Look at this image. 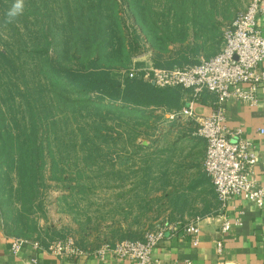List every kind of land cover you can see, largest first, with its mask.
<instances>
[{
  "label": "rangeland",
  "instance_id": "obj_1",
  "mask_svg": "<svg viewBox=\"0 0 264 264\" xmlns=\"http://www.w3.org/2000/svg\"><path fill=\"white\" fill-rule=\"evenodd\" d=\"M84 1L24 0L22 14L6 23L15 0H0V94L15 105L33 102L36 122L43 126L37 136L44 147L37 186L27 200L23 201V192L20 196L11 192L17 182L14 172L0 174V208L7 233L37 243L67 238L94 251L124 240L142 241L156 231H180L197 218L215 216L220 204L203 166L200 161L195 168L184 164L198 159L200 147L190 148L193 137L183 134L184 124L175 119L168 123L164 117L144 122L131 106L100 102L93 95L100 104H87L84 95L73 90L63 102L43 88L39 65L43 56L33 60L27 53L41 54L45 47L54 57L64 49V24L78 18L81 7L86 12L89 6ZM117 1L121 39L109 34L110 49L122 43L132 54L131 44L136 43L142 52L129 68L134 61L153 63L148 32L136 21L131 3ZM248 1L140 0V5L149 7L151 13L145 9L142 13L156 20L160 33L169 37L181 31L171 27L180 11L187 13L188 40L159 50L162 59L203 61L220 49L223 29ZM31 4L35 16L30 14ZM12 85L13 94L7 90ZM23 115L22 111L15 115L18 125L24 122Z\"/></svg>",
  "mask_w": 264,
  "mask_h": 264
},
{
  "label": "trees",
  "instance_id": "obj_2",
  "mask_svg": "<svg viewBox=\"0 0 264 264\" xmlns=\"http://www.w3.org/2000/svg\"><path fill=\"white\" fill-rule=\"evenodd\" d=\"M128 1L134 9L136 21L149 34L147 36L153 47L154 57L151 60L154 67L171 68L200 62L185 59L172 61L160 57L162 52L159 53V50L166 51L168 45L174 43L183 45L188 40L185 29L187 20L184 18L187 13L183 9L180 11L181 16L171 26L173 30L181 29V31H175L176 36L169 37L167 33H160L156 20H153L149 14L142 13L143 9L150 12L149 7L140 5V0ZM84 4L89 6L86 12L81 7L77 12L79 17L68 18L64 24L67 32L64 49L57 50L54 57L48 56L45 47L41 54L27 53L33 60H38L40 55L43 56V60L39 63L43 68L42 73L45 81L43 88L49 89L55 97L59 96L63 102H68L69 94L72 95L71 93L74 91L83 94V100L87 104L98 103V101L92 100L91 95H93L94 99H98L100 102L106 101L131 106L138 112L139 119L144 122L151 118L162 119L163 111L178 113L183 106L182 103L180 104V99L185 93H188L193 100L190 90L180 87L159 89L137 77L127 78L121 75L119 71L129 68L130 61L141 54L142 47L136 46V43L131 44L132 54L126 52L122 43H118L117 49H110L109 34L110 37L118 35L116 38L121 39L122 26L117 0H85ZM181 4L179 3L180 6L183 5ZM31 5L30 14L35 16L36 8L33 4ZM59 41L61 42L62 39ZM190 50L195 53L197 48ZM1 55L4 56V53ZM7 90L13 94L14 85ZM71 90L73 91L70 92ZM207 95L211 98L212 106H214L215 99L212 95L203 93L199 100ZM96 108H99V105ZM19 111L24 114L22 117L24 122L21 125L17 124L15 117ZM158 111L163 113L160 114ZM36 121L38 119H35L32 101L24 100L23 103L15 105L12 98L5 93L0 94V174L3 171L14 172L17 182L15 189L12 188L11 192H18L19 196L23 192L24 198L34 191V186H37L35 182L43 164L42 151L44 147L37 136L39 130L43 132V126ZM193 133L191 135L193 138L202 140L193 136ZM25 200L27 198L23 199V201ZM0 213L4 225L7 227L6 218L1 208Z\"/></svg>",
  "mask_w": 264,
  "mask_h": 264
},
{
  "label": "built area",
  "instance_id": "obj_3",
  "mask_svg": "<svg viewBox=\"0 0 264 264\" xmlns=\"http://www.w3.org/2000/svg\"><path fill=\"white\" fill-rule=\"evenodd\" d=\"M261 15H264V0H249L245 10L223 29L219 51L197 64L158 68L153 63L135 65L137 61H134L128 70L121 72L127 78L137 77L159 89L180 87L190 90L193 101H199L203 93L214 97L215 105L200 119H196L190 104L172 117L197 120L193 136L204 142L203 170L220 204L217 214L222 217V223L219 229L221 236L216 240L218 254L222 252L223 234L233 225H240L238 221L233 223L226 217L227 202L236 198L257 207L264 206V186H258L252 177L258 164L255 146L241 138L239 129L227 128L223 110V105L230 100L256 105L257 94L264 88V71H257L264 63V36L257 26V18ZM199 221L200 218L195 219L180 232L197 236ZM175 232L178 231H156L142 241L124 240L93 252L99 259L112 257L134 264H151L153 251L159 242ZM28 242L36 249H45L55 257H65L71 261L86 257L91 252L67 238L53 240L43 247L40 243L19 237L11 238L10 251L17 254ZM193 244L196 245L197 241L194 240Z\"/></svg>",
  "mask_w": 264,
  "mask_h": 264
},
{
  "label": "crops",
  "instance_id": "obj_4",
  "mask_svg": "<svg viewBox=\"0 0 264 264\" xmlns=\"http://www.w3.org/2000/svg\"><path fill=\"white\" fill-rule=\"evenodd\" d=\"M257 26L264 36V15L257 18ZM257 71H264V63ZM211 102L208 95L199 101H193L190 95L185 93L180 99V104L183 105L180 110L190 104L196 119H200L210 112L213 107ZM223 110L227 128L239 129L241 138L254 144L258 164L252 177L258 186H264V88L257 94L256 105L230 100L223 105ZM158 112H164L162 115L168 119V123L175 119L176 122L184 124L183 132L187 139L192 137V133L197 129V120L182 116L172 117L175 111ZM195 144L200 146L196 147L199 148L198 159H191L192 161L184 164L195 168L200 161L199 167L201 165L202 168L205 145L202 140L192 138L189 146L194 151ZM225 214L231 222L238 221L240 225H233L223 234L221 254L217 253L216 240L221 236L219 229L222 217L218 214L205 215L198 222L200 231L197 236L184 235L180 231L166 235L153 251L151 264H264V206L257 207L251 202L235 198L227 202ZM13 237L7 233L0 213V264H134L129 260L112 257L99 259L93 251L86 257L71 261L65 257H55L45 249H36L29 242L17 254H13L10 251V241ZM194 240L197 241L196 245L193 244ZM47 244L48 242H45L41 245L45 247Z\"/></svg>",
  "mask_w": 264,
  "mask_h": 264
},
{
  "label": "clouds",
  "instance_id": "obj_5",
  "mask_svg": "<svg viewBox=\"0 0 264 264\" xmlns=\"http://www.w3.org/2000/svg\"><path fill=\"white\" fill-rule=\"evenodd\" d=\"M24 0H15L11 8L6 13V23H11L17 16L22 14Z\"/></svg>",
  "mask_w": 264,
  "mask_h": 264
}]
</instances>
